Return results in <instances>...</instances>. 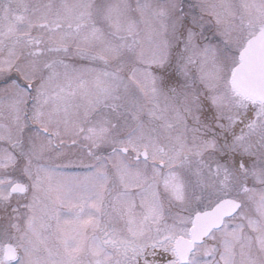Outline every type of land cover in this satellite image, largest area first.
I'll use <instances>...</instances> for the list:
<instances>
[{"label":"snow or ice","instance_id":"obj_1","mask_svg":"<svg viewBox=\"0 0 264 264\" xmlns=\"http://www.w3.org/2000/svg\"><path fill=\"white\" fill-rule=\"evenodd\" d=\"M0 264H264V0H0Z\"/></svg>","mask_w":264,"mask_h":264}]
</instances>
